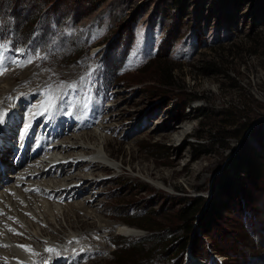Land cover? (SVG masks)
<instances>
[{"label":"rangeland","instance_id":"rangeland-1","mask_svg":"<svg viewBox=\"0 0 264 264\" xmlns=\"http://www.w3.org/2000/svg\"><path fill=\"white\" fill-rule=\"evenodd\" d=\"M4 2L9 5L1 0L0 14L9 15ZM21 2L15 4L13 13L25 27L37 20L41 23L36 26L43 25V12L48 20L55 14L70 15L61 28L54 20L50 30L40 27L30 38L32 45L14 48L9 40L0 45V73L6 68L22 73L30 70L36 82L43 75L50 76L39 91H28L30 101L19 108L20 122L7 133V140L14 141L23 126L33 123L25 117L35 110L48 109L43 123L51 115L65 117L61 109L71 110L69 120L77 116L79 122L85 110L98 109V121H87L86 114L88 125L83 130L68 131L70 122L66 133L94 130L107 139L108 151L121 163L119 172L89 178L95 182L92 197L98 200L101 219L67 209L66 204L89 206L86 193L51 197L60 204L61 213L69 211L68 222L63 217L52 226L43 222L41 228L47 231L39 240L44 242L33 244L34 248L46 251L49 247L44 243L51 234L63 241L74 233L81 248L92 249L93 243L83 240L103 221L137 229L142 236L100 232L104 251L74 262L64 259L66 264H167L160 249L170 245L169 236H191L194 251L192 257L183 256L182 264H203L217 254L225 264H247L251 254L256 256L249 264L260 263L264 238L255 241V235L263 231L256 230L257 224L247 225L242 207L253 210L251 222L259 214L257 220L264 224V0H104L99 5H92L91 0ZM123 42H127L125 49L120 47ZM56 73L61 75H52ZM21 79L20 74L14 84L20 86ZM30 82L21 86L23 92L34 85ZM70 87L64 106L56 105L58 94ZM36 98L40 105L33 106L30 103ZM101 122L108 123L110 130L101 134ZM176 130L184 132L178 141H160ZM61 136L65 135H59L58 142ZM59 159L63 166L74 163L71 157ZM80 170L81 174L88 172ZM77 172L73 167L69 175ZM135 213L139 215L134 220H143L139 226L127 223ZM209 214L215 217L205 229L202 221ZM147 236L153 238L144 244V250L151 252L147 259L121 255L120 263L116 262L119 247ZM162 236L168 241L161 242ZM174 250L171 246L169 252Z\"/></svg>","mask_w":264,"mask_h":264},{"label":"bare ground","instance_id":"bare-ground-1","mask_svg":"<svg viewBox=\"0 0 264 264\" xmlns=\"http://www.w3.org/2000/svg\"><path fill=\"white\" fill-rule=\"evenodd\" d=\"M4 71V73L1 72L2 74H0V111L6 115L0 117V119L3 120V122L0 123V145L2 144V147L0 148V161L2 162V165L4 164L11 166V164H9L6 160L7 153H9V147H5L6 145L4 144L6 141L4 138V131L9 130V134L13 132V130L9 128L11 124L15 123L16 126L20 122L19 120L21 118L18 114L20 112L19 108L24 102L30 101V97L32 93L36 91V88L39 91L44 83L50 82L48 79L50 76L48 74L43 75L42 80L36 82L37 77L35 78V72L33 71L29 70L26 72L25 70L22 73L21 69L18 70L7 68ZM20 74L22 75V79L20 86H18L19 84H14V81ZM52 75L60 76L61 74L58 73L57 75ZM64 76L68 77L69 75ZM28 81H31L30 83L33 82L34 85H29V89L27 88L23 92L24 89L21 86ZM72 89L73 88L70 87L61 91L58 94L59 98L57 99L56 105L60 104L64 106V96ZM29 90L33 92H28ZM10 97L13 98L10 99ZM16 97L18 99H16ZM37 98L30 104H39L38 101L40 100ZM90 104L92 105L93 103L90 102ZM35 111L37 112V110ZM39 111L37 112V114H40L38 119L35 120V116L37 114L34 112L33 115L29 114L27 117H25V121H36V123L38 122L40 125L42 123L43 117L48 114V109L45 111ZM70 111L67 109H61L62 115L64 114L65 117L60 119L61 117L57 118L56 116L54 117V115H52V117L49 119L50 122L52 119V122L57 123L56 128L62 132L61 135L65 136H61L63 138L60 140V142H58V140L54 141L53 144L55 146L52 148V156L49 157L47 161L41 162L43 160L39 161V159L35 157L32 159L35 164V168H26L25 170H20L19 172L16 171L15 176H13V174L9 175L11 170H13V167L8 169L10 171L9 173L6 172L7 168L5 169V178H15V180L14 183H10V181H8V183L5 184L6 187L0 189V213H2L0 214V246L3 247L0 248V264H66L64 259H68L69 261L73 260L72 262H74L81 256L86 257L92 252L104 251L105 246L103 244V237L101 235L98 236L100 232H112L114 234L123 236H142V232L137 229L127 228L119 224L113 225L109 223H103V221H101L97 226L94 227L95 230L92 229L86 233L87 238L83 240V242L86 243H93L92 249L81 248V245L79 243L77 244V237L79 236H76L74 233H69L63 238V241L62 239L58 240L56 236H51L53 234L49 235L48 237L50 238H48L47 242L44 244H47L49 248L54 249V252L52 253H49L45 250L38 251L39 249L37 250L34 248L33 244L38 245L44 242L43 240H39V237H44L47 231V229L45 230L41 228V224L43 222H46L48 225L52 226L51 224H53L54 221H59L62 217L66 222H68L67 212L69 211H66L65 215L64 212L61 213L62 211L60 204L58 201H51V197H62L63 199V196L70 198L73 195L86 193L88 194V197L85 198V202H88L89 206L84 204H74L73 206H69L66 204L67 209L70 208V211H80L89 219H101L102 216L99 214V212L97 213V205L95 203L98 200H95L92 197L94 193L92 194L93 191L91 187H94L95 182L89 180V178L98 176L97 173L107 174L109 171L111 173H116L121 169V163L116 162V159L113 157L110 151H108L109 142L106 138H103L102 135L97 134L94 130L81 134L66 133V127L70 122L71 123L68 131H74L75 128H77L75 131H80L81 127L88 125L87 121H98V119L101 117L99 113L100 110L98 111V109H95V111H93L92 108H88L87 111L85 110L84 115L87 114L89 120L85 121L84 115H82L80 117L81 122H79L77 116L76 118L69 120ZM76 111L77 109H75V112ZM111 113L109 118L112 117ZM65 121L66 124H64ZM101 123L102 125L99 126V131L101 134L104 132V130H110L111 127L107 125L108 123H105L106 125L104 122ZM183 134V131L176 130L173 134L163 135L160 138V141L169 140L171 143H175L184 136ZM28 155L29 154L27 153V155L24 157L23 163L19 167L20 169L22 167L29 166ZM183 155L184 154L181 156ZM59 156H61L62 160H66L67 158L71 157L74 163H68L63 166L62 161L59 162V160H61L59 159ZM85 156L87 158L78 159L79 157ZM173 165L175 164L173 163ZM73 167H76L78 172L74 175H69ZM80 169H87L88 172L81 174L83 172ZM138 172L141 174L147 173L144 169H139ZM148 174H150V172ZM45 177L46 179H44ZM58 177L62 178L58 179ZM1 180L2 178H0V185H2ZM159 180L163 181L162 179ZM81 181H85L83 186L77 187V183ZM86 188H88V192L85 190ZM16 228L19 230H16ZM21 246H25L31 251H25V247ZM188 257L192 256L188 254L186 259ZM57 259L60 260L59 263H55ZM193 263L196 264L195 262ZM203 264L206 263L203 262Z\"/></svg>","mask_w":264,"mask_h":264},{"label":"trees","instance_id":"trees-1","mask_svg":"<svg viewBox=\"0 0 264 264\" xmlns=\"http://www.w3.org/2000/svg\"><path fill=\"white\" fill-rule=\"evenodd\" d=\"M7 1H9L8 2L9 5L6 2H4V6H7V10L9 9V12L11 11V14H9V15H1L0 14V45L6 40H9L10 47H14V48H19V47L25 46V45L26 46L32 45L33 44V42H32L33 38H32V40H30V38L33 37L34 33H38V30L40 27H43V29L45 27V29L50 30L51 22H52V20H54L55 25L57 27L61 28L60 25L62 24V22L65 21L67 19V17L70 15L69 12L62 13L61 15L55 14L54 16H56V17H53L54 19H52V17H51L50 20H48V14L43 12L42 15H44V16H43L42 20H44V21H43V25L41 24L42 26L40 24H39V26L35 25V23L39 22L37 20L34 23H31V25L29 24V26L25 27L23 25H19L18 18H16L14 16L15 14L13 13V11H15L14 10L15 4L17 2H21L22 0H7ZM91 1L93 2L92 5H94V4L99 5L104 0H91ZM41 8H43V6H41ZM92 8H94V6H92ZM39 23H41V22H39ZM10 31L13 32V34H11L9 36L8 32H10ZM23 38H25V39H23ZM25 40H28V41L25 42ZM164 41H165V37L163 38L162 42H164ZM162 42H161L160 48L158 49L157 53H159L161 50ZM126 43L127 42H125V43L123 42L122 44H120V47L123 45L122 47L124 48ZM172 43H173V41L169 45L171 46ZM241 161L244 162V160H241ZM242 162H240V163H242ZM222 185L223 184H221V186ZM242 199L244 200L245 198H243V197L241 198L242 203H244V201ZM245 205L246 204H243V206H245ZM242 208L244 209V219L246 222L248 221L247 225L251 228V226H253V224H257L254 226V227H256V230L259 232L263 231L260 234L256 233L255 236L257 239H255V241H257L258 239L260 240L259 236H263V238H264V224L261 225V222H260L261 220L260 221L257 220L259 214L258 215L254 214L253 221H252L253 223H252L250 221L249 217H251L253 215L252 214L253 210L251 211L249 208H244V207H242ZM214 214H215V212H214ZM214 214H209V216H207V217L205 216V220L202 221V225L204 226L205 229L207 228L206 227L207 225L212 224L214 217H215ZM138 215H139V213H135V214L129 216V218L127 219V223L131 224V225L136 224L137 226L141 225L143 220H134L133 219L135 217H138ZM141 218H143V216ZM128 224H126V225H128ZM131 225H128V226H131ZM131 227H135V226H131ZM188 228H191L190 224L188 225ZM253 230L254 229L252 228L251 233L253 232ZM254 234L255 233H253V235ZM169 238H170V245H167V246H164L163 248H161L160 254L162 255L165 253L164 259H165L167 264H177V260H179L180 258H181V260L179 261L178 264H182L183 256L186 254V253L184 254L185 250L187 252V249H189V251L191 253H193L192 251H194L193 246L191 245V236H169ZM151 239H153L151 236H147L145 238L138 239V240L133 241V242H129V241L126 242L127 243L126 247L121 246L118 248L119 251L116 252V262L120 263L119 260H117V259L121 255L123 257L130 256L133 259L134 258H141V257H145V258L148 257L151 254V252H149L148 250H144V244L146 241H149ZM165 241H168V238L166 236L163 237L161 242H165ZM262 242L264 244V241H262ZM171 246H174V248H175V250L172 253L169 252V250L171 249ZM217 255H215V256H217ZM252 256H256V254L249 255V258L246 261L247 264H249V260H251ZM215 259H216V257L213 258V260H215ZM207 260H209V259L207 258ZM258 260L264 261V259H261V258H258ZM217 261H215V264H218ZM121 264H123V263H121ZM220 264H225V263H224V261H222Z\"/></svg>","mask_w":264,"mask_h":264},{"label":"snow or ice","instance_id":"snow-or-ice-1","mask_svg":"<svg viewBox=\"0 0 264 264\" xmlns=\"http://www.w3.org/2000/svg\"><path fill=\"white\" fill-rule=\"evenodd\" d=\"M0 74H2V73H0ZM5 115H6L5 113L0 112V117H3ZM2 122H3V120L0 119V123H2ZM0 214H2V213H0ZM10 231H11V229H10ZM21 247H25V246H21ZM25 251H29L30 252L31 250L25 247ZM46 251L49 252V253H52V252H54V249L47 248Z\"/></svg>","mask_w":264,"mask_h":264},{"label":"built area","instance_id":"built-area-1","mask_svg":"<svg viewBox=\"0 0 264 264\" xmlns=\"http://www.w3.org/2000/svg\"><path fill=\"white\" fill-rule=\"evenodd\" d=\"M256 264H264V261H261V260H260V263L257 262Z\"/></svg>","mask_w":264,"mask_h":264},{"label":"water","instance_id":"water-1","mask_svg":"<svg viewBox=\"0 0 264 264\" xmlns=\"http://www.w3.org/2000/svg\"><path fill=\"white\" fill-rule=\"evenodd\" d=\"M189 251V250H188ZM189 255L191 256V253H190V251H189Z\"/></svg>","mask_w":264,"mask_h":264}]
</instances>
